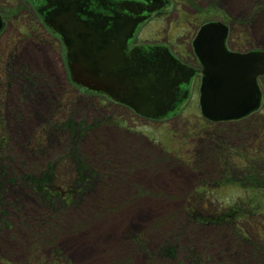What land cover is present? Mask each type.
<instances>
[{
    "label": "rangeland",
    "instance_id": "obj_1",
    "mask_svg": "<svg viewBox=\"0 0 264 264\" xmlns=\"http://www.w3.org/2000/svg\"><path fill=\"white\" fill-rule=\"evenodd\" d=\"M30 7L0 0V263L264 264V198L209 220L250 189L240 180L264 176V96L245 121L211 123L196 79L178 113L135 116L73 84ZM222 13L230 48L264 49V0H172L134 42L191 54L198 25ZM47 168L49 185L35 180Z\"/></svg>",
    "mask_w": 264,
    "mask_h": 264
},
{
    "label": "water",
    "instance_id": "obj_2",
    "mask_svg": "<svg viewBox=\"0 0 264 264\" xmlns=\"http://www.w3.org/2000/svg\"><path fill=\"white\" fill-rule=\"evenodd\" d=\"M80 2L41 0L38 8L45 11L44 23L63 41L70 79L143 116L172 114L186 97L188 89L183 86L189 84L196 69L181 63L165 46L127 47L135 29L153 9H143L136 0H83L95 4L91 8ZM200 26L192 47L202 71L201 114L214 121L245 117L259 107L256 77L264 74V50L229 51L224 46L225 24Z\"/></svg>",
    "mask_w": 264,
    "mask_h": 264
},
{
    "label": "flooded vegetation",
    "instance_id": "obj_3",
    "mask_svg": "<svg viewBox=\"0 0 264 264\" xmlns=\"http://www.w3.org/2000/svg\"><path fill=\"white\" fill-rule=\"evenodd\" d=\"M36 1H37V3H36ZM40 1L41 0H29V5L31 6L30 8H31L33 14L35 15V18H38L39 19V22H40L39 24H41L42 27L44 26L47 30L44 27L43 28L46 31H48L49 34L51 33L53 36L55 35L60 40V38L58 37V35H56V33L54 32V30H52V28L50 26H48L47 24L44 23L43 16L45 15V13H44L45 11H40L38 9L41 6ZM136 1L140 2L141 4H143V6H142L143 9H150V8L153 9L151 12H148L147 13V16H146V18H144L145 20L143 21V23H145L146 21L150 20L154 15H157V14H160V13H164L167 10V8H169L170 3L172 4V0H136ZM32 2H33V5L31 4ZM162 2H164L163 6H160L159 7V4L162 3ZM80 3L83 4L82 7H85L86 5H88V8L89 7L91 8V5L95 6V4H92L90 2H83V0H81ZM33 6H35L36 9ZM79 10H80V8H79ZM78 15L79 16H82L83 14L78 13ZM219 15H220L219 18H217V17H209V18L205 19L204 21H202L199 25H201L202 23H204L206 21H210V20H221L222 22H224V15H223V13L222 14H219ZM199 25H198V27H199ZM135 37H136V33H135V35H133V37L131 39H129L128 45H127L128 49H131L134 46H138V47L139 46H153V47H155V46H167L168 49H169V51L181 63H183V64H185L187 66H190V68L192 67V68L196 69L195 74L190 78L189 84L183 86V88L186 87V89H188V93H187L186 97L188 95H190L191 92H192V86L195 83L196 79H198L199 80V83H200V77H201V75H200V64L198 62L197 57L194 55V53L192 52L191 54H184L181 49H179L178 52H176V51H174L171 48L172 46L170 44H166V43H150V44H148V43H135L134 42V39H136ZM60 42H61V40H60ZM227 43H229V40H228ZM61 44H62V42H61ZM62 46H63V44H62ZM263 80H264V78L262 79V77L258 78V84L260 85V87L262 86L260 84V82H262ZM104 97H106V96H104ZM114 103L118 104L117 102H114ZM119 105H122V104L119 103ZM122 106H124V105H122ZM251 115L252 114L245 116V118L236 119L234 121V123L235 122H239L240 120L241 121H245V119L246 118H249ZM247 160H250V158L247 157L246 158V161ZM260 190H261V188H260Z\"/></svg>",
    "mask_w": 264,
    "mask_h": 264
},
{
    "label": "trees",
    "instance_id": "obj_4",
    "mask_svg": "<svg viewBox=\"0 0 264 264\" xmlns=\"http://www.w3.org/2000/svg\"><path fill=\"white\" fill-rule=\"evenodd\" d=\"M191 1H193V0H188V2H191ZM97 123H98V121L94 124L97 125ZM75 140H77V138ZM73 146H74L73 150L76 151L78 149V148H76L77 142ZM78 162H79V160H78ZM51 169H52V166H51ZM78 171H79V174L77 175V179L80 182V184H82L83 182H85V178L83 176L84 174H83L82 170L78 169ZM53 176H54L53 172L49 168H47V169L43 170L42 176L39 178H35V180L41 179L43 182L46 183V185H49V182L54 179ZM240 183H244V180H240ZM245 183L250 184L248 186V188H250V189H248V191H247L249 193H243V195L237 200L235 205H233L229 208L224 207V208H220L219 210L217 209L215 211V213H213V215H210L209 220L220 222L222 219H224L226 217L231 218V220L236 218V217H240V215H244L243 213L247 214L246 210L249 209V205L252 203V201L255 202V205H257V203H258L257 198L260 196H261V199L264 198V176L258 177V178L257 177L248 178L247 182H245ZM260 188H261V190H260ZM250 192H254V194L251 196ZM54 194H57V193H53V195ZM192 264H195V262Z\"/></svg>",
    "mask_w": 264,
    "mask_h": 264
},
{
    "label": "bare ground",
    "instance_id": "obj_5",
    "mask_svg": "<svg viewBox=\"0 0 264 264\" xmlns=\"http://www.w3.org/2000/svg\"><path fill=\"white\" fill-rule=\"evenodd\" d=\"M262 25V23H259L258 24V27L260 28V26ZM242 52H246V51H241L240 53H242ZM108 139H109V141L111 142V144L113 145V149L115 150V153L117 154V153H119L120 152V150H121V143L122 142H120L119 140H118V138H117V136H115V135H113V134H110L109 136H108ZM113 150V151H114ZM145 176L144 175H140V178H144ZM88 201V205H87V208H89V205H90V200H87ZM166 205V204H165ZM164 205V206H165ZM70 217H72V214H69V216L67 217V218H70ZM198 234H196L195 236H197V235H199V234H201L202 232H197ZM157 240V238H155V240L154 241H156Z\"/></svg>",
    "mask_w": 264,
    "mask_h": 264
}]
</instances>
